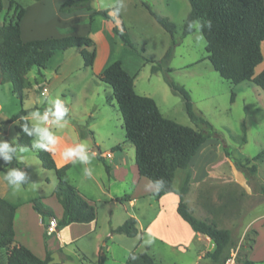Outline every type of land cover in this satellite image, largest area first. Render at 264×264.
<instances>
[{
  "label": "rangeland",
  "instance_id": "374dc122",
  "mask_svg": "<svg viewBox=\"0 0 264 264\" xmlns=\"http://www.w3.org/2000/svg\"><path fill=\"white\" fill-rule=\"evenodd\" d=\"M15 1L24 5L29 0ZM145 5L149 6L154 14L167 18L176 26L177 32L173 37L156 23ZM91 7L94 12H108L116 22L113 24L99 15L90 21H84L83 15L78 14L76 20H80L75 29L61 34L65 35L62 37L90 38L95 51L93 66L85 68L80 51L69 49L56 52L41 74L36 68L28 72L26 78L31 88L21 101L12 94L9 84L0 85V121L11 118L21 109L30 110L35 107L40 108L42 116L48 111V117L51 116L55 120L51 113L55 110V101L59 100L67 108L66 121L80 124L86 131L92 132V135L86 134L84 141L89 151L97 148L101 155L106 156L110 155L112 149L120 147L121 150H116L113 154L134 167V148L125 139L122 117L113 99L112 90L102 83L98 76L104 67L120 60L134 74L136 94L151 98L164 118L195 128L186 115L182 97L174 94L167 84V81L174 82L188 92L194 113L208 122L218 135V138L208 140L206 149L201 152V156L197 155L191 164L193 176L200 170H205V167L209 176L214 177L202 179L200 185H194L184 197V203L196 218L206 219L216 223L219 228L231 230L238 246L249 230L240 237L243 219L253 220L264 213V197L258 193L264 185V94L258 87L249 83L230 85L212 69L205 60V41L197 25H194L190 35L181 38V28L190 10L188 0H92ZM114 9H117L118 14ZM3 18L4 13L1 12L0 22ZM114 26L128 36L132 49L125 48L118 35L112 32ZM173 41L176 45L172 57L165 64L162 61L163 56ZM261 48L264 59V44ZM147 60L150 62H146ZM152 66L158 69L155 73L151 72ZM261 66H264V61ZM43 88L46 89V94L38 96L39 102L36 103L34 98ZM232 90L236 92V97L234 103L230 104ZM43 122L40 117L32 120L36 127L46 128ZM64 127L66 128V125ZM47 129L59 134L63 127L53 123ZM39 139L40 134L37 133L33 141ZM33 141L32 147L39 149L34 146ZM223 148L241 163L244 164L248 160L251 161L250 165H256L257 172L253 176L246 178L242 175L251 196L241 198L240 195L243 194L238 186L224 182L234 166L230 161L223 164L222 160L226 158ZM260 154L263 155L259 160L252 161ZM21 155L25 157L23 163L27 174H23V179L13 186L12 194L17 203H28L31 232L26 231L23 224L26 210L22 209L16 219V236L19 241H27L32 252L36 255L41 253L44 259V241L35 226L39 216L31 209L29 201L47 198L48 207L52 212L58 213L59 205L52 198L57 180L53 172L41 168L40 162L30 150L21 151ZM88 158L86 165L93 177L98 181L102 179L101 183L104 182L103 186L107 188L103 167L91 154ZM84 163L78 159L72 164L69 175L67 174L69 183L72 186L80 185L86 195L97 197L99 191L90 176L84 174ZM205 163L206 166L203 167L202 164ZM184 174L181 170L176 172L174 188L178 186V181H182ZM127 186L118 183V186L109 188L121 199L124 191L128 189ZM142 190L145 188L142 187ZM261 200L262 202L256 204ZM124 203L119 200L117 209L113 211L112 222L118 223V227L127 219V211L121 206ZM154 206L156 207L155 201ZM155 207L149 211V215L154 214ZM96 212L100 227L97 232L102 238L97 240L94 234L83 235L87 225H71L59 230V239L55 235H49L45 239L47 250L52 252L53 263L96 264L98 257L102 255L107 259L114 257L120 261L126 250L133 247L134 241L123 234L110 239L108 221L111 218L108 211L103 205H99ZM136 213L139 215V211ZM139 216L145 220L146 212L142 216L140 211ZM259 223L260 221L255 224L258 237L250 255L253 262L263 261L260 256L264 251V228H261L263 223ZM1 224L6 223L2 221ZM107 246L108 250L105 248ZM152 249L157 256L158 248L152 246ZM5 253L6 250H0V264L4 262ZM164 259L165 264H172L177 258L173 256Z\"/></svg>",
  "mask_w": 264,
  "mask_h": 264
},
{
  "label": "trees",
  "instance_id": "16d2710c",
  "mask_svg": "<svg viewBox=\"0 0 264 264\" xmlns=\"http://www.w3.org/2000/svg\"><path fill=\"white\" fill-rule=\"evenodd\" d=\"M91 2L92 0H66L59 6V12L70 14L80 10L91 11ZM188 3L190 10L181 28V38L190 35L196 24L205 41V60L212 69L230 85L249 83L258 87L264 94V69L255 75V68L263 61L261 46L264 43V0H188ZM145 8L166 33L171 37L176 34L177 28L170 20L154 14L147 5ZM1 9L0 0V11ZM8 9L13 10L12 16L7 22L0 24V85L9 84L12 94L20 101L24 92L31 88L26 78L28 72L36 68L41 74L56 52L78 49L84 67L92 66L95 52L90 38L69 36L23 43L20 39L19 21L24 9L13 0H9ZM113 11L118 14L117 9ZM92 15H99L113 24L116 22L106 11L95 12ZM112 32L118 35L125 48L132 49L128 36L120 32L117 26L112 28ZM175 45L173 41L172 46L163 56L162 61L165 64L170 61ZM157 70V67H151V72L155 73ZM98 79L112 90L113 99L122 117L125 139L134 148V162L138 175L149 180L156 187L155 197L159 198L168 193H175L179 197L177 206L179 217L192 231L206 236L214 244V251L206 254L205 257L210 259L212 264H225L231 251L237 250L235 264H254L248 259L256 237L254 230H248L237 246L231 230L219 228L216 223L206 219L196 218L183 201L184 196L189 192L192 158L206 140L218 138L210 124L194 113L188 92L174 82L167 81L171 91L182 97L186 115L195 128L164 118L151 98L136 94L134 77L124 70L120 60L107 65ZM235 97L236 92L232 90L230 104L234 103ZM35 111L36 108L21 109L16 115L0 124L4 126L17 122L15 129L20 148H31L36 131L25 117ZM25 127L29 132L24 131ZM78 129L81 137H85L86 134L92 135L83 127L79 126ZM116 150L120 151L121 148L112 149V152ZM223 152L244 177L249 178L257 172L256 165H250L251 161L246 160L243 164L226 148H223ZM262 155L256 156L252 161L259 160ZM9 156H11L9 165L16 167L15 158L11 154ZM36 158L42 168L52 171L57 179L54 197L62 209V214L57 221L56 230L59 231L71 224L93 222L96 219V209L88 204L78 190L69 183L68 166L56 167L52 155L44 149L36 152ZM97 158L110 177V167L99 154ZM2 164L3 161L0 160V171ZM178 170L184 171L185 176L179 189L174 191L172 185ZM258 193L264 195V185L260 187ZM260 202L262 200L256 204ZM29 203L42 222L54 218L52 210L42 203V199H34ZM14 213L15 209L0 198V222L3 221L7 225L5 230L0 231V250H6L3 264H63L53 263L51 252L45 245V239L49 236L45 232L44 259H39L28 248L16 242L12 226ZM112 233L123 234L128 238L135 237L137 235L135 220L127 219ZM96 264H102V256L98 257ZM124 264L161 263L147 252H131Z\"/></svg>",
  "mask_w": 264,
  "mask_h": 264
},
{
  "label": "crops",
  "instance_id": "0c3cea01",
  "mask_svg": "<svg viewBox=\"0 0 264 264\" xmlns=\"http://www.w3.org/2000/svg\"><path fill=\"white\" fill-rule=\"evenodd\" d=\"M13 1L24 9V13L19 21L20 39L23 43L36 41V40L51 39V38H61L62 36H65L62 35L61 33L67 32L70 29H75V27L77 26L80 20V19L76 20L77 17L76 15L78 14L83 15L84 21L87 19L90 21L92 18L98 16V15H92L93 13H95L92 10V7H91V11L80 10L70 14L60 13L59 6L66 0H29L24 5L23 4L21 5L15 0ZM1 4H2V9L0 13L1 12L4 13V18L0 22V24L7 22L13 14V10L8 9L9 0H1ZM90 16L91 19H89ZM94 62L95 61H93V64ZM262 63L255 68V75H257L264 69V66H261ZM122 67L129 75L131 76L134 75L132 72L128 70V67L125 66L123 63H122ZM104 68L101 70V72L104 70ZM27 91L24 92L23 94L24 97L27 96L28 94V93L26 94ZM38 96L39 95H36L34 98L36 103L39 102ZM35 108L37 109V111L30 113L25 117L28 123L34 129L36 128V126L34 125V123H32V120H35L38 117L40 118L43 117L40 108L37 107ZM66 117H68V115L65 114L60 121L54 123V125L56 126L66 125V128L63 127L62 131L59 134H57L56 132H52L50 129H48L55 137L58 138V144L56 146L55 151L49 153L52 155L56 167L59 168L65 165L68 166L67 174L69 175L73 162L64 161L62 159L61 153L66 148L69 147L75 148L77 147V145L80 144L85 145L84 141L86 139L85 137L80 136V132L78 129V126L81 127L84 126L80 124H75V122L74 123L68 122L65 120ZM7 120H8L7 118H4V120L0 121V124ZM48 120L52 121L53 119L51 118V116H49ZM52 124L53 123H48L45 121L43 122V126H45L46 128H50ZM16 125L17 122H13L4 126H0V143L8 144V147L11 150L8 152V155L10 154L13 155L17 164L16 167L10 166L9 165L10 160L6 161L4 159V153L0 152V160L3 161L2 169L0 171V198L6 201L10 206H12L15 209L12 226H13L14 238L16 242L25 246L32 252L28 243H26L27 241L24 240L19 241L16 236V219L18 217V213L22 209L26 210V212L24 213L25 215L23 217L24 220L23 224L26 228V231L31 232V225L30 223H28V216L30 217L28 203L26 202L17 203L15 197L12 194L13 186L17 183V181L14 180V177H10L7 180L4 178L7 176L8 172L12 170L18 171L24 175L27 174L23 161L21 162L20 160H18V157L22 156L21 155L22 148L18 147L17 144L18 134L15 129ZM37 133L38 132H36V134ZM208 140H206V142L198 149L195 156L192 158L190 162V168L193 159H195L199 154H200L199 156H201V152H203V150L206 149V146L209 143ZM45 143L47 142L45 141ZM28 150H30L36 157V152L41 150V148L34 149L32 147V142H31V148ZM84 152L87 156L88 155L90 156L91 154L92 157L97 159L99 165L103 167L102 163L97 158V154H99L103 159V161L110 167L111 176L110 177L107 176L103 167L104 173L106 175L105 176L106 178L105 186H107L106 188L103 186L104 182L101 183L102 179H100V181L96 180L93 177L92 172L90 171L86 163H84V169H87L89 171L88 175L90 176L94 185H96L99 191L97 195L99 196L95 197L91 194L86 195L82 190V188L80 187V185L74 184L73 187L77 189L80 195L82 196V198L88 204L93 205L96 210L99 205H103L106 208L109 217L111 218L108 221V223L110 224L109 226L111 232L109 233L110 239L114 236L118 237V234L112 233V231L118 227V223H113L112 218L114 217L113 211L114 209H117L116 207H118L119 200H121V203L125 202L124 205L122 204L121 206H123V208L126 209L127 211V219L133 218L135 220V228L137 230V235L133 238H130L134 241L133 247L131 249L126 250L125 256L120 261H118V258L116 259L114 257H111V259L102 257V264H106V262H108L109 264H124L129 253L131 252H147L150 255H152L155 259L158 255H161L160 257H157L158 259H156V261H158L161 264H165L164 258H173V256L177 259L173 261L172 264H212L210 259L206 258L205 255L208 253H212L214 251V244L206 236L192 231L189 225L179 217V215L177 214L179 197L175 193H168L157 198L154 196L156 187L149 180L140 177L138 175L135 162H134V167H132L131 165H128L124 159L120 158L119 160L118 155L113 154V152H111L110 157L107 158L105 155H101L97 151V148H94L93 151H89L86 145L84 148ZM78 159H79L78 157L72 158V160L75 162ZM222 162L223 164L224 162L230 163L229 160H227L226 158H223ZM202 165L204 167L206 166V163ZM204 169L205 170L203 171L200 170L199 172H197L196 175L194 176L192 172L189 191L194 185L196 186L200 185L202 183V179L208 177L211 178L214 177V176H209L210 175L209 172L206 170L205 167ZM242 175H243L242 173L234 170L233 168L232 171L226 176V178L228 179H226L224 182L233 186H238L242 190L243 195H240L241 198L243 196L249 197L251 196V193L250 190L245 185L244 178ZM181 182L178 181V186L176 188H174V186L172 185L174 191H177L179 189ZM118 183H123L128 185L127 186L128 189L127 191H124L125 194L121 197V199L118 197L117 193L112 192L109 188L110 186L113 185L118 186ZM142 187L145 188L144 191L142 190ZM262 197H264V195H262ZM52 198L55 199L54 194ZM41 199H42V203L48 207L47 198L42 197ZM55 201L58 204L56 199ZM154 201L156 202V207L154 206ZM154 207L156 208L154 214L149 215V211ZM138 211H139V215L141 211L142 216L146 212L145 220L143 218L141 219L138 213H136ZM53 214H54V219L56 221H58L61 218L62 209L60 205L58 208V213L53 212ZM259 221H260L259 225H261V222L263 223V226L261 225V228L262 227L264 228V213L253 218V220L251 219L245 221V219H243V223H242L243 230L240 237H242L248 229L249 230L252 229L256 232L253 248L255 246L256 238L258 237V232L256 231V229L258 228H256L255 224ZM46 224L47 221L42 222L40 218H38V220L36 221V225H35L36 230L39 232L41 238H43ZM71 225L72 226L87 225L85 226L86 232H84L83 235L94 234L97 240L102 238L101 235L98 234L97 232L98 230H100V227L98 225L97 212H96V219L93 222L88 224H71ZM6 228L7 225L1 224L0 222V231L5 230ZM55 237L59 239V231H57ZM152 246H156V248H158L157 256L154 255ZM105 248L106 250L109 249L108 246ZM251 252L248 256V259L253 262V259L250 257ZM34 255L37 256L39 259H42L41 253H39V255L36 254ZM263 257H264V251L261 253L260 260H263ZM253 263L263 264L264 262L254 261Z\"/></svg>",
  "mask_w": 264,
  "mask_h": 264
},
{
  "label": "clouds",
  "instance_id": "9594fccd",
  "mask_svg": "<svg viewBox=\"0 0 264 264\" xmlns=\"http://www.w3.org/2000/svg\"><path fill=\"white\" fill-rule=\"evenodd\" d=\"M54 108H55V110L51 114H52V116L55 117V120H53V121L48 120V111L45 112L44 116L41 119L45 122H48V123H57L65 115V112L67 111V109L63 106L62 102L59 100L55 101ZM60 127H64V125H60ZM24 131L29 132V129L27 127H25ZM35 131L40 134V139L37 141H33L34 146L41 148V149H44L47 152H54L56 149V146L58 144V138L55 137L52 133H50L47 128L36 127ZM29 134H31V133H29ZM45 141L47 143H45ZM84 148H85V145H83V144L77 145V147H75V148H71V147L66 148L61 153L62 159L64 161H72L74 163L75 161H73L72 158L78 157L80 161L86 163L89 158L85 154ZM9 151H11V150L9 149L7 143H0V152L4 153V159L6 161L11 160V156L8 155ZM21 151L25 152L26 149L22 148ZM24 159H25V157H23V156L18 157V160H20L21 162ZM84 174L88 175L89 171L87 169H85ZM10 177H14L15 181H20L21 179H23V174L18 172V171L12 170V171H9L7 176L4 178L7 180Z\"/></svg>",
  "mask_w": 264,
  "mask_h": 264
},
{
  "label": "built area",
  "instance_id": "2783aa9c",
  "mask_svg": "<svg viewBox=\"0 0 264 264\" xmlns=\"http://www.w3.org/2000/svg\"><path fill=\"white\" fill-rule=\"evenodd\" d=\"M45 94H46V89L43 88L41 90L39 96H45ZM62 104L65 107V104L63 102H62ZM66 112H65V114H66ZM106 157L108 158V157H110V155L107 154ZM56 225H57V221L54 218L47 220V224L45 227V233L48 235H55L57 233ZM236 252H237L236 250L231 251V253L229 254L228 258L225 261V264H235Z\"/></svg>",
  "mask_w": 264,
  "mask_h": 264
}]
</instances>
